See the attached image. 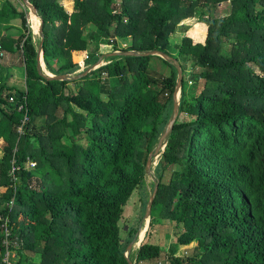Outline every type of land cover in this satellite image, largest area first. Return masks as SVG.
I'll return each instance as SVG.
<instances>
[{
	"label": "trees",
	"instance_id": "1",
	"mask_svg": "<svg viewBox=\"0 0 264 264\" xmlns=\"http://www.w3.org/2000/svg\"><path fill=\"white\" fill-rule=\"evenodd\" d=\"M28 1L43 18L52 74L130 49L181 66L178 116L130 261L264 264V0H230L220 15L212 9L227 0H73L71 12L59 0ZM28 16L22 0L0 7V52L22 67L20 86L0 72V264L8 250L11 264H129L141 218L122 222L124 210L134 190L146 197V159L172 113L177 70L158 55H119L77 79H46ZM13 22L18 33L2 35ZM152 61L164 74H151ZM164 221L175 227L155 241Z\"/></svg>",
	"mask_w": 264,
	"mask_h": 264
},
{
	"label": "water",
	"instance_id": "2",
	"mask_svg": "<svg viewBox=\"0 0 264 264\" xmlns=\"http://www.w3.org/2000/svg\"><path fill=\"white\" fill-rule=\"evenodd\" d=\"M22 1L27 6L30 13H33L39 21L37 33H38L40 40H39V43L37 46V51H36V68H37L38 73L46 79H54V80L77 79V78L84 76L85 74H87L91 70L97 68L98 66L104 64V60H103L104 58L110 57V56H119V55H123V56L124 55H132V56H134V55H139V56L140 55H158V56L162 57L163 59L168 60L170 63H172L175 66V68L177 70V79H176L175 89H174V92L172 94V102H173L172 113H171L170 118L168 119L164 129L162 130L160 136L158 137V140H157L155 146L149 152L147 159H146V165H145L146 174L147 173H153L152 161L154 158L159 157L161 155V153L163 152L165 145H166V141H167V139H168V137L172 131L173 125L177 119L178 112H179V98H180V90H181V84H182V69H181V66L178 63V61L174 57L166 54L163 51L157 50V49L147 50V51H136V50H132V49H130V50H115L113 52L105 54L104 56H101L94 64L88 66L79 74H76V75L66 74V73L52 74L46 70L45 64L43 61V57H42V46H43V42H44L43 18L41 15L38 14L37 9L28 0H22ZM153 178H155V179H153L154 180V186H153L151 195L149 196V199H148V202L146 205V209H145V213H144V220L147 218L149 219V217H150L152 201L154 199V195H155V192H156V189L158 186V180L156 179L155 176ZM144 220L139 222V227H138L137 231L135 232L132 240L127 245L125 255L127 257V261L129 264H134V262L130 261V259H129V253L132 249V245L135 242H138V240L140 239V235L142 232L141 226H142Z\"/></svg>",
	"mask_w": 264,
	"mask_h": 264
},
{
	"label": "rangeland",
	"instance_id": "3",
	"mask_svg": "<svg viewBox=\"0 0 264 264\" xmlns=\"http://www.w3.org/2000/svg\"><path fill=\"white\" fill-rule=\"evenodd\" d=\"M59 1L61 3H63L64 7L70 11V7L69 6L71 5V1L72 0H59ZM229 2H230V0H227L226 3L223 2L222 4L220 3L216 7H213V9H212L213 15L226 14L228 12ZM31 15L32 14L29 11L28 21H29V24L31 26V29H32V32H33V36L35 37V41H38L39 40L38 33L33 31L32 24L30 22ZM195 22H197V18L196 17H192V18L184 20L181 23L184 24V26H187V25L194 24ZM177 30H181V27H180V29H177ZM181 35H182V33L180 31H177V34H175L172 39L174 41H178L179 38L181 37ZM119 43H120L121 49H123L129 43V39L128 38L127 39H119ZM6 58H7L6 56L3 58L4 64H7L5 62V61H7ZM8 62H10V61H8ZM18 63H19V61H18ZM18 63H16V64H18ZM150 66L152 68L151 74L153 76L158 77L159 76L158 74H160V75L164 74V70L165 69L158 61H152ZM153 67L155 68V71H153L154 70ZM190 68H191L190 63H187L186 70H189ZM14 71H15V77H9V78L13 79V83L14 84H17V85L20 86L21 85L20 77L22 75V67H21V65H18L17 68L14 69ZM199 85H203V80L199 81ZM68 87L70 88V90L72 92H76L77 89H78V86H76L73 83H69ZM158 158L159 157H156V158L153 159V161H152V169H154V167H155V165H156V163L158 161ZM153 175H154V171H153V173H147L146 176H145V185H146V190H147L146 191V197H145L144 193L142 195H139L138 190H134V192L132 193L130 199L128 200V202H127V204L125 206L124 216H123V221L122 222H125V223H130L131 222V223H133L136 218H138V220L141 218L139 222L144 220V213L145 212L143 213V201H144V198H147V200H148L149 196L151 195V192H152L151 191V189H152L151 182L153 181V179H155V178H153L154 177ZM16 182H17L18 185L20 184L19 179H16ZM2 190H4V189L2 188ZM146 205H147V203H146ZM141 215H142V217H141ZM148 220L149 219L147 218V219H145L143 221V224L141 226V228H142L141 234L143 232L145 234V231H146L147 226H148ZM122 225H123V223H122ZM174 227H175V223L174 222H170V221L162 222L161 224H159V226L157 228V232H156L157 234H156V236H154V240L155 241H158V240L160 241L161 237L164 236V234H165L164 231L172 230ZM164 228H167V229H164ZM140 242L141 241L138 240V242H135L132 245L131 252H135L138 249V247L140 245ZM188 249H186L185 247H180L179 251L180 252L183 251L184 253H186L188 251ZM125 254H126V252H125ZM9 255H11L10 258H14L15 253L14 252H12L11 254L10 253H6V256L9 257ZM34 258L36 259L37 256L35 255Z\"/></svg>",
	"mask_w": 264,
	"mask_h": 264
},
{
	"label": "crops",
	"instance_id": "4",
	"mask_svg": "<svg viewBox=\"0 0 264 264\" xmlns=\"http://www.w3.org/2000/svg\"><path fill=\"white\" fill-rule=\"evenodd\" d=\"M5 0H0V7L3 4ZM63 4V3H62ZM64 6V5H63ZM70 7V11L67 9L68 12H71L73 9V0L71 1V5ZM10 24H12V27H9L7 29L2 28V35H14L16 33H18V26L19 23L18 22H13V23H8L7 25L9 26ZM4 55H2V58H0V72H3L2 70H5L6 74L7 73H11V77H15V71L14 69L17 68L18 61H19V57L14 56V54H9L6 53L5 56L7 57V61H5L7 64H4V60L3 57ZM10 61V62H8ZM9 83H13V79L9 78Z\"/></svg>",
	"mask_w": 264,
	"mask_h": 264
},
{
	"label": "built area",
	"instance_id": "5",
	"mask_svg": "<svg viewBox=\"0 0 264 264\" xmlns=\"http://www.w3.org/2000/svg\"><path fill=\"white\" fill-rule=\"evenodd\" d=\"M0 55H2V52H0ZM9 100L12 101L13 100V97L10 96L9 97ZM22 106H23L22 104L18 105V107H17L18 110H20L22 108ZM24 119H26V117ZM18 130L21 132V125H19ZM30 165L31 166H34V163L33 162H30ZM7 234H8V232H6V235ZM6 253H10L11 254L12 252H10L9 250L5 252V258H4V262L5 263L4 264H11V261H10V259H11L10 256L11 255H9V257H8V256H6Z\"/></svg>",
	"mask_w": 264,
	"mask_h": 264
},
{
	"label": "bare ground",
	"instance_id": "6",
	"mask_svg": "<svg viewBox=\"0 0 264 264\" xmlns=\"http://www.w3.org/2000/svg\"><path fill=\"white\" fill-rule=\"evenodd\" d=\"M32 15H31V17H30V22H31V24H32V28H33V31L34 32H37V29H38V19L36 18V16L33 14V13H31ZM143 235H144V232L140 235V238L142 239V237H143ZM141 239H139V240H141Z\"/></svg>",
	"mask_w": 264,
	"mask_h": 264
},
{
	"label": "clouds",
	"instance_id": "7",
	"mask_svg": "<svg viewBox=\"0 0 264 264\" xmlns=\"http://www.w3.org/2000/svg\"><path fill=\"white\" fill-rule=\"evenodd\" d=\"M105 63V62H104Z\"/></svg>",
	"mask_w": 264,
	"mask_h": 264
}]
</instances>
